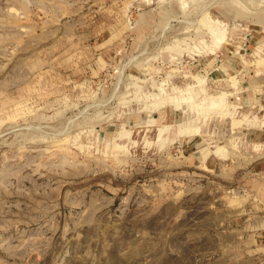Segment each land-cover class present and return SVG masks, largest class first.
Wrapping results in <instances>:
<instances>
[{
  "label": "rangeland",
  "instance_id": "rangeland-1",
  "mask_svg": "<svg viewBox=\"0 0 264 264\" xmlns=\"http://www.w3.org/2000/svg\"><path fill=\"white\" fill-rule=\"evenodd\" d=\"M262 162L264 0H0V264H250Z\"/></svg>",
  "mask_w": 264,
  "mask_h": 264
},
{
  "label": "crops",
  "instance_id": "crops-1",
  "mask_svg": "<svg viewBox=\"0 0 264 264\" xmlns=\"http://www.w3.org/2000/svg\"><path fill=\"white\" fill-rule=\"evenodd\" d=\"M257 166L260 169V173H264V162L257 164ZM251 187L255 199L263 200L264 202V176L261 175L253 178ZM261 207L259 208L260 211L253 210V214H243L244 216L247 214V217L244 219L247 224L244 223L243 229L245 231H253L254 233L252 237L254 250L251 251V254L253 253L254 256L251 255L250 264H264V203ZM241 229L237 230L240 234L242 233Z\"/></svg>",
  "mask_w": 264,
  "mask_h": 264
}]
</instances>
